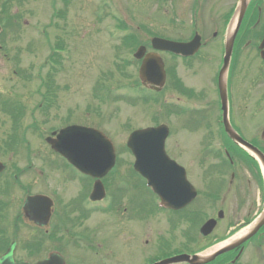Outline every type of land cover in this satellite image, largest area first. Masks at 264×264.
<instances>
[{"label":"rangeland","instance_id":"1","mask_svg":"<svg viewBox=\"0 0 264 264\" xmlns=\"http://www.w3.org/2000/svg\"><path fill=\"white\" fill-rule=\"evenodd\" d=\"M191 2L192 0H180L174 4L160 0L9 1L10 12L16 14L17 25L13 30L6 28L3 35H7V39L0 38V104L3 99L10 98L20 101L31 111L38 104L43 103V108L35 112L32 117L27 113L21 118L23 125L21 131L25 135L24 142L28 145H25L24 149L13 145L12 155L2 156L3 161L10 164L14 172L25 170L18 178L19 184L22 185L21 189L14 185L15 202L17 200L22 202L27 188L30 192L49 190L43 185L40 186L38 179L27 177L29 160L25 159L24 153L30 146L35 153L32 158L53 153L44 137L49 135L51 130H57L72 122L67 120L68 117L105 131L114 143L117 161L113 173H109L105 178L108 187L107 199L111 198V194H116L115 189L120 190L121 185L133 186V182H141L130 175L132 157L127 150L126 139L129 132L136 127L167 124L169 96L167 86L159 93L141 87L138 79L139 62L132 56L135 50L133 41L124 37L133 34L141 40L139 44H144V41L148 42L153 35L170 38L190 36L196 25L191 12L188 11ZM185 3L188 5L187 10ZM262 7L264 9V0ZM207 16L203 3L196 11L198 27L203 33V38H207L210 34L209 30L214 29V27L210 28L214 23H211ZM58 40L65 44L61 51L66 52L65 55L70 59L63 58L64 60L60 59V63H55L53 59L56 56L50 58V54ZM220 42L219 31L214 40L208 44L210 48H204L202 51L205 58L197 63L200 67L198 73L206 74L210 71L206 69L208 67L206 61L210 58L215 62L214 57H219ZM239 55L245 64L241 71L235 72V79L241 88H245L243 75L245 73L244 76L248 78V75L252 74L251 65L260 62L254 59L259 55L252 45L242 48ZM51 61L53 64H50ZM43 83L45 86H42ZM176 89L182 91L180 87ZM208 90L206 87L204 92L194 97L198 101L207 99ZM175 93L181 94L176 91ZM42 111H45V118ZM194 115L199 118L200 123L203 111L199 110ZM5 117L6 115L0 112L2 122L0 136L7 134L16 138V132H7L10 123L3 124L7 120ZM33 118L38 120L36 124H33ZM253 119L264 121V111ZM181 121L182 118L179 119V122ZM179 127L172 125L173 138L167 140L166 150L171 157L182 160L181 142L184 137ZM29 138L32 140L31 145ZM31 161L32 170L38 171L40 162L37 159ZM73 186V183L67 186L60 185L56 189L58 197L64 196L63 199L70 197L71 191L76 190ZM132 194L130 197L138 203L145 191L142 190L140 194L133 191ZM84 199L85 197H80L77 201L82 204ZM118 200L124 204L128 200L127 195H121ZM19 211V208L10 210L9 218L12 220ZM93 215L95 223H101L106 219L99 230L95 231V241L92 242L94 245L101 244L102 249L83 252V246H78L76 249L79 253L78 258L84 259L82 264H146L148 259L152 260L164 252L197 250L201 245H208L210 248L209 246H214L223 239L219 235L216 239L197 241L183 237L182 222L169 223L168 214L157 209L151 210L148 215L146 213L145 219L138 220L141 221L140 224L129 221L131 218L123 211L121 232L117 228V215L101 212ZM11 223L13 233H9L12 238L7 242L16 240L18 248L15 257L23 258L25 252L22 253L23 250L21 252L20 250L24 249V243L28 239L38 236L37 230L20 219L18 221L14 219ZM160 241H166L167 248L161 247ZM86 243L90 245L91 239ZM87 247L94 248L88 245ZM63 253L68 260L72 256L69 252ZM80 253L83 255L79 256ZM38 255L39 252L28 257H32V260Z\"/></svg>","mask_w":264,"mask_h":264},{"label":"flooded vegetation","instance_id":"2","mask_svg":"<svg viewBox=\"0 0 264 264\" xmlns=\"http://www.w3.org/2000/svg\"><path fill=\"white\" fill-rule=\"evenodd\" d=\"M258 1L249 0L236 32L227 68L224 98L219 90V73L223 56H215V62L208 58L206 69L210 71L206 74L198 73L200 67L197 64L204 60V56H196L197 54L190 57L171 56V61L167 62L169 78L167 105L170 117L168 124L170 132L171 125L180 126L184 137L181 142L182 160L177 157L171 158L182 165L186 179L192 185V188L186 187L185 200L193 193L192 198L182 208L168 211L167 221L171 224L181 221L183 237L195 241L216 239L218 235L222 238L241 236L244 231L249 232L264 213V137L262 136L264 121L253 119L264 111V58L260 56V44L264 37V12ZM237 2L238 0H196V6L204 3L209 21L214 23L210 28L216 29L209 30L212 37L217 36L219 31L226 32ZM195 33L200 34L201 47H205L209 42V36L203 38L202 31L200 33L195 30ZM181 40L188 41L190 38ZM250 45L259 55L254 59L260 62L251 65L252 74H247L248 78L244 73L242 81L245 88H241L235 79V72L241 71L245 64L240 58V50ZM176 87L182 88V91ZM206 87L209 89V97L198 101L194 95L204 92ZM36 108L39 112L43 105L39 104ZM199 110L203 111L200 123L199 118L194 115ZM35 111H31V114ZM0 112L6 115L7 120L3 124L10 123L7 129L10 133L13 132L12 125L15 122L22 123L20 119L30 113L28 106L25 105H1ZM41 113L45 118V111ZM180 118H182L181 122H179ZM1 123L0 121V125ZM227 126L231 127L237 136L231 135ZM15 140L7 134L0 136V161L4 165L0 171V252L3 251L4 244L9 238H12L9 233L13 230L11 222L20 219L24 223L31 224L38 234L36 245L35 239L30 238L20 252L22 250V253L39 252L38 259H44L55 252L63 256L65 264H82L84 260L78 259L76 250L78 243L91 239L92 245L95 231L99 230L100 225L106 221V219L101 223L93 221V214L98 211H94V203L86 200L94 180L89 177L78 179L75 169L59 155L53 153L41 154V157L39 155L38 159L43 169L38 171V180L40 186L43 185L49 190L43 189L33 193L47 195L51 198V205L47 221L36 225L25 218L22 211L25 197L21 203L19 200L15 202L13 187L18 173L14 172L10 164L4 163L2 158L12 155ZM250 146L256 148L261 156L252 154L248 149ZM31 166L32 163L28 168ZM70 183L75 186V192L71 191L70 198L66 200H57L56 189L62 184ZM33 193L27 188L25 195ZM80 197H85L82 204L77 201ZM151 197L152 195L147 194L138 204L131 206L133 211L130 210V214L137 216L143 210L154 208L155 202ZM118 198L119 194H113L112 199L107 202V210H103L102 213L117 215V228L121 232V201ZM43 207L41 205V210ZM14 208H19L20 211L11 220L9 212ZM209 220H213V227L208 234L202 235L200 226ZM165 244L160 242L159 245L163 247ZM17 248L18 243L16 252ZM63 252L72 255L69 260ZM186 252L193 253L190 250ZM215 264H264V223L254 231H250L241 244L224 253Z\"/></svg>","mask_w":264,"mask_h":264},{"label":"water","instance_id":"3","mask_svg":"<svg viewBox=\"0 0 264 264\" xmlns=\"http://www.w3.org/2000/svg\"><path fill=\"white\" fill-rule=\"evenodd\" d=\"M240 3L238 21L235 27L228 32L225 41L224 65L221 69L220 76V90L222 96L224 95V72L229 61L233 40L247 0H241ZM191 43L195 46L193 49L196 50L199 46V37L195 36ZM152 44L155 48L163 50H172L182 54L193 53V50L188 48V44L184 43L153 38ZM263 46L264 39L261 47ZM187 48L189 50H187ZM143 53L144 48L140 47L135 55L140 57ZM262 56L264 57L263 51ZM139 73L141 79L146 82L149 81L157 85H161L164 82L165 74L163 71V64L160 57L155 53H150L145 56ZM167 134V127L163 124L157 127L138 129L130 134L127 146L135 156V170L139 171L147 178L148 184L152 185L154 191L160 195L165 205L172 208H179L184 204L183 194L185 191V178L182 168L171 160L165 152L164 143ZM231 134L233 135V133ZM47 141L54 150L66 157L68 161L81 172L98 178L94 183L90 199L95 200L102 198L104 196V190L99 178L104 176L114 165L115 153L112 142L101 131L80 125H71L62 128L56 138H47ZM50 204L51 202L49 199L43 195H30L25 198L23 208L30 219L39 224H44L48 218V208ZM40 205L44 206L43 210L39 208ZM36 209L38 211H36ZM263 221L264 220H262V222ZM210 228L211 224L207 223L202 226L201 232L205 234ZM245 238H247V236L218 249L209 256L204 257L196 254L190 256L182 254L154 264H169L184 260L194 264L205 263L212 260L216 255L231 249L245 240ZM14 245L15 243H12L7 252L0 257V263L29 264L23 261L16 263L13 260L12 254ZM34 264H63V261L59 255L53 253L49 258Z\"/></svg>","mask_w":264,"mask_h":264},{"label":"trees","instance_id":"4","mask_svg":"<svg viewBox=\"0 0 264 264\" xmlns=\"http://www.w3.org/2000/svg\"><path fill=\"white\" fill-rule=\"evenodd\" d=\"M8 1H9V0H5V1L2 3L4 9H6V10L4 11V16H0V20H1V21H4V25H5V27H6V26H11L12 24H14V22L12 21V17H13V19H14V18L16 19V16H14L15 14L11 16V14L9 13V11L7 10V9H9L8 6H7V4H9Z\"/></svg>","mask_w":264,"mask_h":264},{"label":"bare ground","instance_id":"5","mask_svg":"<svg viewBox=\"0 0 264 264\" xmlns=\"http://www.w3.org/2000/svg\"><path fill=\"white\" fill-rule=\"evenodd\" d=\"M213 248H215V247H212L211 249H213Z\"/></svg>","mask_w":264,"mask_h":264}]
</instances>
